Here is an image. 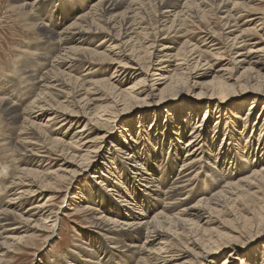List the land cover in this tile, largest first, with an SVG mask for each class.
<instances>
[{"label":"bare ground","instance_id":"bare-ground-1","mask_svg":"<svg viewBox=\"0 0 264 264\" xmlns=\"http://www.w3.org/2000/svg\"><path fill=\"white\" fill-rule=\"evenodd\" d=\"M254 1L12 0L40 40L16 69L28 85L0 87V157L13 164L0 166V264L58 235L63 192L61 206L89 228L63 257L43 250L37 264H232L242 251V264H264V244L255 249L264 235V118L249 136L226 125L220 139L225 118L208 109L238 102L227 122L247 108L246 127L257 103L264 108V45L254 38L264 37V10ZM200 25L195 45L189 29ZM186 107L195 115L177 120ZM146 115L152 125L165 118L162 137L146 138ZM215 118L212 139L205 129ZM136 120L106 150L119 124ZM86 172L95 175L82 193L69 192Z\"/></svg>","mask_w":264,"mask_h":264},{"label":"rangeland","instance_id":"rangeland-1","mask_svg":"<svg viewBox=\"0 0 264 264\" xmlns=\"http://www.w3.org/2000/svg\"><path fill=\"white\" fill-rule=\"evenodd\" d=\"M11 3H12V5H11ZM254 3H255L258 10H260V11L264 10V0H261V1L255 0ZM14 6H15V3H13L12 0L11 1L10 0H0V81H1L0 87L4 86L6 84H7V86H12L11 82L13 80H16L17 82L19 81L16 79L17 78L16 69L19 68L18 65H20L21 61H23L24 59L27 58L26 55L23 54L21 51H24L23 49H25V50L27 49V51H29V50L32 51L30 46L33 48L37 47V46H33V45L39 44V43H37L38 41H36V40H40V37H37L34 35V33L28 31L27 25H25L26 24L25 14L22 13L21 11H17V9H13ZM263 24H264V21H263ZM192 27L194 28L195 26H192ZM212 27H215L214 28L215 30L218 29V27L216 26L215 20H212ZM204 28H205L204 25H200V27H196V29L195 28L189 29V33L191 34V35L190 34L189 35H190V38L192 39L193 44H195L196 42L197 43L195 45L200 44L202 37H203L201 35H203V29ZM254 35H255L254 38L257 39L259 42L260 41L263 42L262 45H264L263 34L261 32H255ZM32 38H34V40ZM31 40H33V41L31 42ZM41 41L42 42H40V44L41 43L44 44L45 47H42V46H38V47H42L43 49L49 48L47 51H50L51 47L53 46L52 45L53 41L49 42V40H47V39H45V41L44 40H41ZM223 60L228 61V59H226L225 57ZM26 62H25V66H26ZM31 68L34 69L32 66H31ZM9 77H11V78H9ZM18 83L21 85V88L19 85L16 86V89H18L19 91H21L22 88H24L26 85H28V83L21 84L20 81ZM178 103H180V102H178ZM237 103L238 102H236L234 104V102H233V103H229V104H226L223 106H215V104L213 103L208 108V109H210V113L215 108L220 111V119L219 120H221V118H225L222 120L224 122V124H222V126L220 128V139H223L225 133L227 132L226 128H224V127H226V125H229L228 131L235 129L238 132L240 131L242 133L245 130V134L247 136H249L252 134V123L257 118V116L260 117V119L264 118L263 116L261 117V114H262V111H264V108L262 107L263 104L260 102V103H257L256 108L254 110V113H252L250 122H246V127H244L243 122L245 119L244 117L246 116V114L248 112L247 108L243 110L240 118L234 120L235 125H233V121L231 124L228 123L227 121L229 120V118H231V116L236 114L235 107L240 105ZM176 105L177 104H175L174 106H176ZM197 106H203V105H196V107ZM184 110H186V111H184ZM184 110H181L178 112L181 115L179 117H177V120L180 119V121H185V119L187 118V120L190 121L191 116H194L195 114L194 113L192 114V112H190V110H188L187 107L184 108ZM215 112H218V111L216 110ZM231 112H233V113L231 114ZM204 114H205V110L200 113L199 120L194 121V123H190V126L187 130L188 134L190 133V131L193 128L195 123L203 121ZM165 115L166 114L164 113V116ZM143 119L145 120L144 123L147 126L146 129H148L146 131V134H147L146 138L147 139L151 140L152 134L154 135V137L156 135L161 136V137L163 136V134H164V132H163L164 131L163 121L165 119L164 117L156 118L155 120H153V121H155L153 123L154 127L152 125V118H150L148 115H146L145 118H143ZM126 121H129V120H126ZM123 123L124 122H121L119 124V128L117 129V132L113 135V137H110L106 150L110 148V145L116 139V137L118 136V133H120L121 130L127 131L128 126H131L132 124L138 126L137 120H136V123L135 122H129L127 125H124ZM217 123H219V122H217V118H215V119H211L206 125L205 130H207L206 132L208 134V137H210L212 139L215 136L214 127ZM6 129H7V126L4 124V120L2 119V116L0 114V152H2L4 150V145H2L3 144L2 142L4 141L3 139L5 138ZM133 136L134 135H132V137ZM132 137H130V139ZM225 137H226L225 138V141H226L228 138H227V136H225ZM189 139H190V137L187 138L186 140H183V143H182V144H184L183 146H185V143ZM136 140H140V138L137 137ZM153 140L154 139H152V141ZM165 143H167V142L164 141V144ZM228 144H230V143H228ZM106 150H105V152H106ZM164 150H166V149H164ZM105 152H104V155H105ZM166 153H167V150H166ZM183 153H185V150L183 151ZM2 154H3V152H2ZM2 154L0 153V156ZM51 159L55 160L56 157H54L52 155ZM0 160H1L0 166L5 165V167L6 168L8 167L7 169H9L10 171L13 169V164L9 163L10 161L4 160L3 157H0ZM2 160H4V161H2ZM104 160H102L101 163H99L97 165L96 170L100 169L103 166ZM179 165L180 164H177L175 169L177 167H179ZM103 171H105V170L104 169L98 170L97 171L98 174H96V176H103V174H104ZM0 172H2V171L0 170ZM3 174H4L3 172H2V174H0V180H1L0 181V187L2 186V184H1L2 179H4V180L6 179V176H2ZM94 175L95 174H93V173L91 174L89 172H86L85 175L78 177L77 182H74L76 179L75 178L72 182H70L71 184L69 185V192H73L77 195L79 193H82L81 186L89 184L90 183L89 180ZM67 186H68L67 184L61 186V191H65ZM194 193H193V195H194ZM65 194H66V192H63L62 196L57 198V200H55V203H54V206H56L55 210H57V208H59V207L64 208L62 211V214H61L62 215V223L58 226V229H57L58 235L55 236L54 238H52L51 242H49V244L46 247H45L46 244H42L40 239L35 241L34 246L33 245L31 246V248H33V249L32 250L31 249L30 250L29 249L23 250V252H24L23 255L16 256L13 260V264H37L39 261L37 259V257L39 254H42L41 252L43 250H44V252L47 251L50 255H54L58 258H61V257H63L64 252L69 251L70 249H72L73 247H75L79 243L80 236L82 235L84 230L89 228V225H88V223H86L85 220H83V216L77 217V216L73 215V211H70L71 207H67V201H65L61 206L62 199H63ZM107 199H108V197H107ZM261 243H262V245H261ZM263 244H264V235H262L260 242H258L255 249H257L260 245L263 246ZM260 249H259V252L262 254L263 248H260ZM243 254H244V252L242 251L240 256L234 258V260L232 258V260L234 262L232 264H242L243 260L246 259V257L244 256L245 254L244 255ZM38 258L40 259V256ZM259 261L261 262V260H259ZM259 261H258V264H260Z\"/></svg>","mask_w":264,"mask_h":264}]
</instances>
